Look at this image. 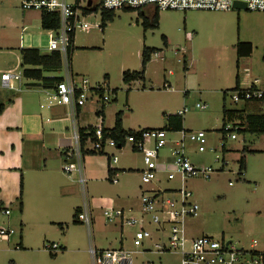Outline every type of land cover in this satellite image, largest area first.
Wrapping results in <instances>:
<instances>
[{
  "label": "rangeland",
  "instance_id": "1",
  "mask_svg": "<svg viewBox=\"0 0 264 264\" xmlns=\"http://www.w3.org/2000/svg\"><path fill=\"white\" fill-rule=\"evenodd\" d=\"M20 1L0 0V103L5 104L20 92L2 88L1 72L17 65L18 71L29 67L20 60V47H34L48 53L49 34L42 27L41 12L23 10ZM97 6L98 11L87 16L92 29L89 32L78 29L75 33L69 69L64 58L55 75L66 77L70 70L78 84L82 77L88 79V94L94 95L87 101L88 105L100 109L105 104V127L114 125L118 111L124 113L126 129L162 127L164 113L178 114L186 107L184 129L204 130L207 142L203 152L187 143L185 154L195 166L214 169L209 177L192 176L184 183L200 207L198 216L185 221L188 236L209 235L245 248H252L257 240L256 248L264 251V133L235 130L232 132L237 135L236 139L226 134L223 140L221 130L224 107L264 112V104L256 109L231 99L237 77L241 86L257 78L259 88L264 89V13L236 8L226 11L165 9L159 10L160 27L145 30L144 15L138 10L119 8L114 21L102 29L99 26L102 7ZM163 34L170 38L169 46L164 44ZM239 42L252 44L251 55L238 57ZM146 47H155L160 53L153 55L147 64L145 80L124 82L123 72L142 69V52ZM99 86L103 90H97ZM103 96L110 100L104 101ZM197 103L207 104L208 108L202 110ZM90 118L96 124V112ZM178 136L177 131L167 132L169 143L160 151L162 157L171 154ZM129 147L117 155L129 167L137 169L142 165V155ZM242 157L244 168L240 170ZM137 183L138 176L130 175L129 187ZM182 185L180 177L161 183L167 189ZM88 187L97 247L116 248L122 240L125 247L132 249L133 229L125 227L122 236L121 229L103 216V210L112 200L120 206L129 193L117 182H88ZM0 220L1 225L16 231L9 240L0 238V264H83L73 253L61 258L64 250L57 253L60 258L53 260L45 245L60 244V237L67 234L69 247L77 248L79 239L87 234L86 224L64 229L58 224L43 225L39 230L32 227L26 230L23 245L18 208L10 216L0 212ZM148 261L180 264V255L170 252L133 255V264Z\"/></svg>",
  "mask_w": 264,
  "mask_h": 264
},
{
  "label": "built area",
  "instance_id": "2",
  "mask_svg": "<svg viewBox=\"0 0 264 264\" xmlns=\"http://www.w3.org/2000/svg\"><path fill=\"white\" fill-rule=\"evenodd\" d=\"M235 1L246 3L247 9L258 10L264 13V0H93L88 6V0H21L23 10L39 11L41 13H57L60 18L58 27L45 29L49 34L47 45L48 52L57 51L65 58L69 69V53L73 46L75 33L78 29L89 32L92 26L87 21L89 11L94 6L100 5L102 9H119L125 7L143 8L154 6L158 10L165 9H208L226 11L234 8ZM100 26V25H99ZM159 53V52H158ZM154 53L153 55H156ZM162 57V53L160 55ZM22 71L18 68L1 72L2 88L12 91L21 90ZM260 80L254 79L247 86L234 88L231 99L234 103L245 104L264 102V89L259 88ZM88 79L82 78L78 84L68 70L64 80L56 87V94L63 104L72 108L84 105L94 95L88 94ZM102 88V87H101ZM99 90V87L96 88ZM103 90V88H102ZM227 94V93H226ZM104 101H109L108 96H103ZM198 108L204 110L207 104L197 103ZM187 112L185 107L179 114ZM240 126L234 121H227L222 126L225 139L226 134L236 139L233 133ZM163 128H142L127 134L120 143L114 138L105 137L99 130L89 134L88 140L92 143V149L104 153L107 146L121 149L129 145L130 149L142 155L143 168L141 174V193L139 195L140 206L136 213L131 209H125L114 205H108L103 210V216L108 223L120 227L133 229L132 249L123 244L119 247H97L91 245L89 251L94 264H133L134 254L170 252L180 255V264H264V251L256 248L257 240H254L252 248L237 246L233 241L219 240L213 236L200 235L190 237L185 229V221L188 217H196L199 205L194 201V194L184 185L185 181L197 175L209 177L214 169L211 167L195 166L185 154L187 143L197 146L200 152L205 151L207 135L204 130L181 129L177 131L178 138L174 140L175 148L168 157H162L160 151L167 146L169 139ZM232 132V133H230ZM78 146L77 154L81 152L80 135L76 134ZM224 140V139H223ZM224 146V144H222ZM116 163L117 155L110 156ZM172 158V161L170 159ZM218 158V157H217ZM77 163H64L63 172L71 176L73 171L79 170ZM180 177L183 185L178 188L167 189L161 187L163 181H172ZM82 182L84 178L80 179ZM2 212L10 214V209ZM77 220L92 226L91 211L85 208L77 213ZM13 228L1 226L0 238L9 240L15 234ZM48 251L57 254L63 247L57 242L45 245ZM145 264H154L148 261Z\"/></svg>",
  "mask_w": 264,
  "mask_h": 264
},
{
  "label": "crops",
  "instance_id": "3",
  "mask_svg": "<svg viewBox=\"0 0 264 264\" xmlns=\"http://www.w3.org/2000/svg\"><path fill=\"white\" fill-rule=\"evenodd\" d=\"M155 9L154 6L143 7L144 18L151 17ZM162 38L164 44L169 46L170 38L165 34ZM20 60H22L21 52ZM15 68L20 67L17 65ZM58 71L46 72L45 75L57 76L55 73ZM168 83L170 85V82ZM21 86V90L17 91L20 93L9 100L4 111L0 113V212L10 216L12 210L18 208L21 244L25 243L26 230L32 227L38 230L43 225L53 224H58L62 229L70 226L80 227L79 223L82 222L75 221V218L77 219L75 213L79 208V211L89 209L93 219L88 182L92 184L105 181L117 182L123 191L129 193L127 199L117 207L131 209L136 213L140 206L139 195L142 186L140 171L143 168V161L141 167L133 169L124 159H120L117 152H121L128 145L121 149L107 146L104 153L97 152L92 149V143L87 136L84 144L80 142V154L76 151L78 146L76 134L81 129L89 135L91 131L88 129L89 126H92L95 132L115 126V123L112 127L104 126L105 106L103 109L102 106L97 109L87 102L72 108L60 101L56 87L44 88L36 80L26 78L23 74ZM260 104L264 103L247 105L258 109ZM93 112L98 116L96 124L90 120ZM165 125L166 118L162 127ZM123 128L126 129L124 124ZM112 155L118 156L116 163L111 161ZM64 163H77L80 166L79 170L73 171L71 176H68L62 170ZM110 169L114 170L112 174L109 172ZM130 175L138 176V183L131 188ZM81 178H84L83 182ZM110 205L116 206L113 200ZM5 208L10 209V214L6 215L2 212ZM92 221L94 222V219ZM2 222L0 220V227L4 226L1 225ZM121 233L123 236L124 230ZM60 240V245L65 248L60 255L61 258L73 253L82 259L83 264H94L89 251L91 245H96L93 223L87 228V234L79 239L80 245L77 248L69 247L67 234L62 235ZM37 250L41 249L37 248ZM60 256L55 254L51 257L57 260Z\"/></svg>",
  "mask_w": 264,
  "mask_h": 264
},
{
  "label": "trees",
  "instance_id": "4",
  "mask_svg": "<svg viewBox=\"0 0 264 264\" xmlns=\"http://www.w3.org/2000/svg\"><path fill=\"white\" fill-rule=\"evenodd\" d=\"M126 11H139L140 15H144L142 12V8H131L125 7L123 8ZM89 11H98V6H94ZM116 17V9H101V22L100 28L104 29L108 23L113 22ZM60 23V18L57 13H41V24L44 29L50 27H58ZM143 26L145 30L148 29H157L159 27V10L155 9L153 15L151 17H145L143 20ZM72 50V48H71ZM70 50V51H71ZM253 51V46L250 42H239L237 44V54L238 57H244L251 55ZM22 61L24 64L29 65L23 69V75L26 78L34 79L44 88H53L57 87V84L64 80L62 76H46V72H56L62 66V56L59 52L54 51L51 53H42L40 49L30 47V48H20ZM157 52V49L154 47H146L142 52V69L140 71H125L123 72V81L126 83H130L136 80H145V72L147 64L151 61L154 53ZM240 85L239 77H237V84L234 88ZM99 90L102 88L99 86ZM114 92H117L114 90ZM226 95V92H224ZM264 103V102H263ZM6 104L0 103V113H2L5 109ZM104 104L102 105V109L104 108ZM166 118V125L161 127L166 130L171 131H179L183 129V121L184 117L180 114H164ZM123 112L118 111L116 113V122L113 128H104L101 130L103 135L107 137L114 138L118 143L124 139L127 134H130L134 130H126L123 128ZM223 120L224 123L227 121H234L236 124L240 126L238 132L244 133L249 132L253 134H263L264 133V113L261 112H243L242 110H233L223 108ZM223 123V124H224ZM90 133L94 131L92 126H89ZM222 130V129H221ZM80 142L84 144L87 136L85 134V130L81 129L79 131ZM223 139H225V135H223ZM224 147V146H223ZM240 170L244 168V160L243 157L239 160ZM114 170L110 169L109 172L112 174ZM80 209V208H79ZM77 209L75 213V217L79 212ZM75 221L78 220L75 218ZM63 250L65 248L63 247ZM50 252V251H49ZM51 256H54L55 253L50 252Z\"/></svg>",
  "mask_w": 264,
  "mask_h": 264
},
{
  "label": "water",
  "instance_id": "5",
  "mask_svg": "<svg viewBox=\"0 0 264 264\" xmlns=\"http://www.w3.org/2000/svg\"><path fill=\"white\" fill-rule=\"evenodd\" d=\"M93 3V0H88V6H91ZM234 8L236 9H247L246 3L242 1H235L234 2Z\"/></svg>",
  "mask_w": 264,
  "mask_h": 264
}]
</instances>
